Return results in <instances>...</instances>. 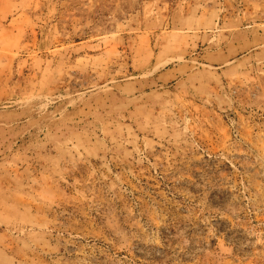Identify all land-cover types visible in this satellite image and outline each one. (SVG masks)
Segmentation results:
<instances>
[{
    "label": "rangeland",
    "instance_id": "374dc122",
    "mask_svg": "<svg viewBox=\"0 0 264 264\" xmlns=\"http://www.w3.org/2000/svg\"><path fill=\"white\" fill-rule=\"evenodd\" d=\"M0 264H264V0H0Z\"/></svg>",
    "mask_w": 264,
    "mask_h": 264
}]
</instances>
